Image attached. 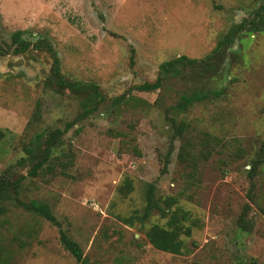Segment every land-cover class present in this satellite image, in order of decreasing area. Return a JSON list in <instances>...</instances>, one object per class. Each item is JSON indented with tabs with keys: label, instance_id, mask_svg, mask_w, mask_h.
<instances>
[{
	"label": "rangeland",
	"instance_id": "374dc122",
	"mask_svg": "<svg viewBox=\"0 0 264 264\" xmlns=\"http://www.w3.org/2000/svg\"><path fill=\"white\" fill-rule=\"evenodd\" d=\"M241 22L246 30L211 59L213 70L186 65L159 89L133 88L153 81L162 61L204 58ZM15 31L41 47L12 53ZM47 47L65 81L97 86L91 112L82 114L87 91L58 86ZM0 49V174L18 180L21 201L48 205L88 263L264 264V164L247 173L264 140V0H0ZM191 91L207 97L173 112ZM169 118L184 124L180 138ZM36 134L53 140L30 175ZM179 146L188 153L180 161ZM148 183L159 207L175 196L187 212L188 252L146 240L151 224L166 221L157 209L143 216ZM2 202L5 264H77L56 226Z\"/></svg>",
	"mask_w": 264,
	"mask_h": 264
},
{
	"label": "trees",
	"instance_id": "16d2710c",
	"mask_svg": "<svg viewBox=\"0 0 264 264\" xmlns=\"http://www.w3.org/2000/svg\"><path fill=\"white\" fill-rule=\"evenodd\" d=\"M246 30V27L243 22L234 25L225 35H223L215 44L210 53L207 54L204 58L201 59H192L188 58L185 55H178L171 59L162 61L157 66V74L153 81H143L140 84L135 85L133 88L137 91H154L162 87L163 82L172 77L180 75L182 68L186 65L198 66L201 70L209 72L213 70V62L211 59L217 56L221 50H223L227 44L233 41L235 35L242 31ZM255 30V29H253ZM11 41L13 47L11 52L14 54H19L27 50L28 47L40 48L39 44H30L26 36H22L21 31H15L11 33ZM47 50L50 54L52 63H51V73L56 78V82L59 87L67 88L70 90H81L87 91V96L82 100V106H84L82 114L91 112L94 109L95 102L99 100V93L97 91V86L94 83H79V82H68L63 79L59 73L58 58L53 53V50L50 47H47ZM2 52V49H0ZM217 94V93H216ZM123 96V95H122ZM207 97V94L199 91H191L189 94H179L177 101L171 105V110L173 112H180L186 109L193 101L201 100ZM118 98L116 99V101ZM34 119L38 118L37 116H32ZM171 121L172 134L171 138L178 137L180 138L183 130L185 129L182 122H175L173 118H169ZM69 126V123L65 127ZM7 133L6 129L0 128V143L4 139ZM40 135L36 134L32 144L26 149V152L29 155V158L32 160L30 165L29 174L32 175L36 173L37 169H41L43 164L47 162L50 158L48 157L50 152V146L52 145L53 138L51 135L47 136L40 142ZM207 143V140H203ZM33 148H37L38 152H34ZM187 150L185 146L178 148L177 157L180 161V158L183 160L187 158ZM188 157L193 162V155ZM249 168L247 173L252 177L256 173V168L260 167L261 164H264V140L260 142L257 150L254 152V157L250 158ZM49 165H46L48 169ZM194 167V164L192 163ZM17 185L18 180H9L3 173L0 174V213L3 210V202L7 199L14 201L15 205L22 206L24 209L29 210L46 221L52 223L57 227L58 239L62 247L68 251L69 254L73 256L77 264H90L86 261L84 256L81 253L79 246L69 239L63 230L60 228V224L51 213L48 205L43 202H38L30 200L27 202L21 201L17 197ZM252 186V185H251ZM153 184L148 183L144 192L145 204L143 207V216L149 215L152 209H157L159 214L166 216L165 225H158L156 223L151 224L145 231V238L148 243L155 249L168 252L171 254H181L186 253L187 248L184 246L183 240L180 238V234L189 236L190 227L183 224L182 220H187V212L182 210L180 206H177V198L175 196H165L162 199L163 208L159 207L157 201L153 197ZM251 199V196L248 195ZM246 205L243 207L241 214L237 218L238 227L242 230H247L246 223ZM6 260L0 258V264H5Z\"/></svg>",
	"mask_w": 264,
	"mask_h": 264
}]
</instances>
